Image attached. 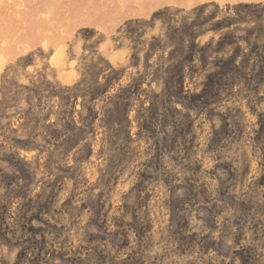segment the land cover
Listing matches in <instances>:
<instances>
[{
	"label": "rangeland",
	"instance_id": "374dc122",
	"mask_svg": "<svg viewBox=\"0 0 264 264\" xmlns=\"http://www.w3.org/2000/svg\"><path fill=\"white\" fill-rule=\"evenodd\" d=\"M50 4L0 76V264H264V0Z\"/></svg>",
	"mask_w": 264,
	"mask_h": 264
},
{
	"label": "crops",
	"instance_id": "0c3cea01",
	"mask_svg": "<svg viewBox=\"0 0 264 264\" xmlns=\"http://www.w3.org/2000/svg\"><path fill=\"white\" fill-rule=\"evenodd\" d=\"M29 1L0 0V76L8 67L17 65L22 57L28 55L32 43L45 41L46 26L51 24V14L47 12L52 0H43L44 12L39 10L35 15L30 14V8L33 2L40 0ZM36 19H39L38 23ZM34 24L39 26L38 31L32 26ZM40 28L44 30L39 32ZM51 36L48 35V38Z\"/></svg>",
	"mask_w": 264,
	"mask_h": 264
}]
</instances>
